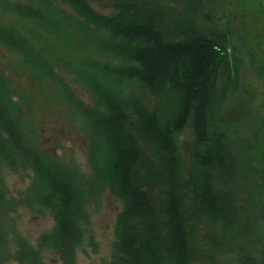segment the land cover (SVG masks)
Returning a JSON list of instances; mask_svg holds the SVG:
<instances>
[{
	"label": "trees",
	"instance_id": "1",
	"mask_svg": "<svg viewBox=\"0 0 264 264\" xmlns=\"http://www.w3.org/2000/svg\"><path fill=\"white\" fill-rule=\"evenodd\" d=\"M60 2L0 0V11L10 14L0 21V43L21 56L34 78L45 83L50 78L54 89L63 84L53 65L59 61L101 104V109L87 105L70 88L61 90L72 115L86 125L96 171L92 180L109 187L122 203L111 257L104 264H193L186 189L206 217L225 214L224 197L213 187L214 169L227 161L224 136H212L210 129L220 68L228 61L227 33L201 29L189 12L181 11L174 21L169 18L173 7L146 10L126 1L106 15L87 0ZM68 51L75 54L67 56ZM127 84L158 96L157 105L151 108L140 97L125 95ZM16 94L0 77V161L13 165L16 153L31 164L34 178L26 201L40 211L49 208L55 221L39 245L73 264V246L81 243L88 222L80 188L89 189L92 181L76 183L73 170L54 155L31 150L21 131L25 124L13 114L24 101L12 99ZM188 125L196 170L185 180L177 137ZM25 251L21 257L28 260V255L35 264Z\"/></svg>",
	"mask_w": 264,
	"mask_h": 264
},
{
	"label": "rangeland",
	"instance_id": "2",
	"mask_svg": "<svg viewBox=\"0 0 264 264\" xmlns=\"http://www.w3.org/2000/svg\"><path fill=\"white\" fill-rule=\"evenodd\" d=\"M126 1L146 10L173 7L169 18L174 21L181 11L185 15L189 12L201 29L227 33L228 61L220 68L210 129L212 136L220 132L224 136L227 161L214 169L213 187L224 197L225 214L214 220L206 217L199 211L193 192L186 189L185 214L192 229L193 264H264V0H87L106 15L119 11ZM9 18V13L0 11V21ZM74 54L67 52V56ZM53 65L63 78L60 89L52 87L50 78L46 83L34 78L21 56L0 43V77L7 90L17 92L12 99H24L21 111L13 114L25 124L21 131L28 146L34 153L42 149L54 155L73 170L76 183L86 178L92 181L89 189L86 185L80 188L85 191L88 222L81 243L73 246L72 262L104 264L111 257L115 219L122 203L109 187L92 180L96 171L89 157L86 125L81 117L72 115L61 90L70 88L87 105L101 109V104L63 64L53 61ZM123 91L140 97L151 108L159 100L141 86L127 84ZM177 138L183 177L188 180L196 170L190 157L194 138L191 126ZM14 155L13 165L0 161V264H31L28 255V260L21 257L25 250L34 256L35 264H65L57 251L39 245L41 234L54 228L53 213L49 208H33L26 201L24 194L34 171L26 159Z\"/></svg>",
	"mask_w": 264,
	"mask_h": 264
}]
</instances>
